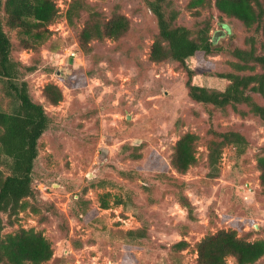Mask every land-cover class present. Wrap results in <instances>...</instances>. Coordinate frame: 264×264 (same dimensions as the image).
<instances>
[{
	"label": "rangeland",
	"instance_id": "1",
	"mask_svg": "<svg viewBox=\"0 0 264 264\" xmlns=\"http://www.w3.org/2000/svg\"><path fill=\"white\" fill-rule=\"evenodd\" d=\"M70 1L55 0L59 17L37 31L40 38L5 27L12 56L35 68L23 77L50 123L33 171V205L40 213L21 212L3 234L18 228L41 232L54 249L44 264H196L195 245L218 230H236L249 241L264 238V187L257 167L264 155V122L194 102L184 68L149 59L157 23L143 0H85L106 18L123 15L130 22L124 36L95 41L90 52L78 46L88 14L81 12L69 25L64 14ZM171 1L181 25L213 20L210 34L222 52L198 54L186 64L194 84L223 90L229 82L219 74L234 71L229 50L243 47L249 31L235 19H218L215 7L199 8L196 15L188 9L190 0ZM23 40L31 47L24 48ZM48 83L62 90L56 106L42 95ZM1 86L0 81V106L7 109ZM212 129L242 133L249 142L246 152L238 156L228 146L211 169ZM186 133L199 136L197 163L180 174L170 160ZM181 240L187 248L174 249ZM227 264L237 263L229 257ZM255 264H264V256Z\"/></svg>",
	"mask_w": 264,
	"mask_h": 264
},
{
	"label": "trees",
	"instance_id": "2",
	"mask_svg": "<svg viewBox=\"0 0 264 264\" xmlns=\"http://www.w3.org/2000/svg\"><path fill=\"white\" fill-rule=\"evenodd\" d=\"M143 1L157 23L149 59L157 63L173 61L184 68L187 94L194 102L222 113L231 109L241 117L252 115L264 122V104L254 97L258 95L264 100V0H190L188 3V9L194 10L196 15L199 8L215 7L220 13L218 19H235L249 31L243 47L229 50L234 58L230 63L234 71L219 74L229 82L223 90L194 84V72L186 64L189 58L198 54L222 52L210 34L213 20L207 18L193 28L186 27L177 23L179 13L172 7L171 0ZM83 11L88 15L78 34V46L82 51L90 52L95 41L117 40L130 28L127 17L113 15L106 18L85 0L70 1L64 14L67 23L74 26L75 19ZM58 17L55 0H0V81L7 99V109L0 106V264H44L54 254L51 241L32 228H18L13 233L3 234L6 225H15L21 212L40 213L39 207L33 205L37 193L33 186V171L39 155V140L50 123L43 105L32 100L29 84L23 77L24 72L35 68L25 66L12 56L13 45L5 27L18 29L37 39L41 37L37 31L41 27L46 29ZM23 41L24 48L31 47L28 40ZM42 95L53 106L63 101L62 90L53 83L45 85ZM210 135L207 160L213 170L226 147H233L240 156L249 146L246 137L238 131L212 129ZM198 141L199 136L193 133H186L177 140L170 160L176 172L185 174L197 163ZM257 167L260 184L264 187V155L258 158ZM183 205L191 215L189 202L185 201ZM107 206L103 204L102 207ZM187 246V242L181 240L173 248L184 250ZM195 251L196 264H227L229 257L237 264H255L264 256V238L249 241L240 237L236 230H218L199 241Z\"/></svg>",
	"mask_w": 264,
	"mask_h": 264
}]
</instances>
